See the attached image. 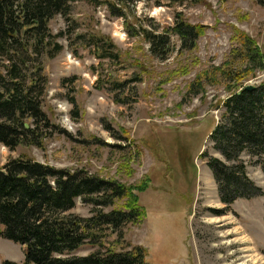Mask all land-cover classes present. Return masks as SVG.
Segmentation results:
<instances>
[{"label":"rangeland","instance_id":"obj_1","mask_svg":"<svg viewBox=\"0 0 264 264\" xmlns=\"http://www.w3.org/2000/svg\"><path fill=\"white\" fill-rule=\"evenodd\" d=\"M106 1L111 0H79L68 19L57 16L49 23L52 34H62L58 42L63 50L44 62L48 85L43 110L58 130L40 148L21 145L9 151L0 144V168L23 156L132 189L145 216L141 224L125 227L123 236L131 246L142 247L151 264H264L260 169L249 165L247 171L263 195L237 200L226 209L200 159L211 147L209 134L227 92L209 88L205 96L183 99L199 73L223 62L235 33L251 37L264 54V0L138 2L127 18L146 29L162 32L176 15L203 29L191 52L180 51L173 38L174 50L166 61L152 58L141 38L128 37L124 20L109 14ZM91 35L113 43L120 62L99 61L88 46ZM263 79L264 70L245 85ZM110 80L125 84L123 91H113ZM125 203L114 208L123 209ZM91 210L76 200L70 214L86 219ZM115 241L110 236L102 243L119 249ZM96 250L84 245L74 255ZM5 263L24 264V252L0 238V264Z\"/></svg>","mask_w":264,"mask_h":264},{"label":"trees","instance_id":"obj_2","mask_svg":"<svg viewBox=\"0 0 264 264\" xmlns=\"http://www.w3.org/2000/svg\"><path fill=\"white\" fill-rule=\"evenodd\" d=\"M78 1L0 0V144L9 151L21 145L40 148L42 141L58 130L43 110L48 85L44 62L63 50L58 42L62 34H52L49 23L57 16L68 19ZM150 1L111 0L105 5L112 17L124 20L128 37H139L147 44L152 58L166 61L174 50L173 38L180 51L194 50L203 29L184 21L181 15L162 32L128 20L138 2ZM234 36V47L223 62L199 73L183 97L193 100L205 96L209 88L227 92L209 134V150L217 156L209 150L200 155L226 209L237 200L263 195L248 176L249 165L258 166L264 176V79L252 84L251 90L245 85L252 75L264 70V54L251 37ZM89 37L88 46L99 61L120 62L113 43L100 36ZM108 84L113 91L125 88L114 80ZM125 199V208H114ZM76 200L92 208L89 218L70 214ZM144 216L132 189L116 181L83 170L55 169L23 156L0 168V238L23 248L24 264H151L146 251L131 246L123 236L125 227L141 224ZM110 236L116 237L119 249L103 245ZM84 245L97 250L75 256Z\"/></svg>","mask_w":264,"mask_h":264},{"label":"water","instance_id":"obj_3","mask_svg":"<svg viewBox=\"0 0 264 264\" xmlns=\"http://www.w3.org/2000/svg\"><path fill=\"white\" fill-rule=\"evenodd\" d=\"M254 80H255V78H253ZM253 87H252V85H248L247 87H246V90H251Z\"/></svg>","mask_w":264,"mask_h":264}]
</instances>
